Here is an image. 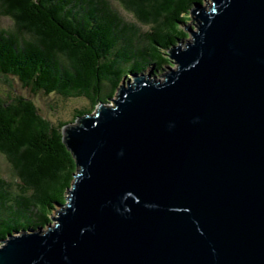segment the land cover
Listing matches in <instances>:
<instances>
[{
	"label": "water",
	"instance_id": "1",
	"mask_svg": "<svg viewBox=\"0 0 264 264\" xmlns=\"http://www.w3.org/2000/svg\"><path fill=\"white\" fill-rule=\"evenodd\" d=\"M159 76L63 128L77 172L0 264H264V0H205Z\"/></svg>",
	"mask_w": 264,
	"mask_h": 264
},
{
	"label": "trees",
	"instance_id": "2",
	"mask_svg": "<svg viewBox=\"0 0 264 264\" xmlns=\"http://www.w3.org/2000/svg\"><path fill=\"white\" fill-rule=\"evenodd\" d=\"M0 0V77L17 79L32 94L86 99L88 107L57 124L25 97L0 93V154L16 179L0 172V242L45 228L66 202L77 172L63 128L109 104L129 77L159 76L173 61L169 48L189 38L182 25L205 0Z\"/></svg>",
	"mask_w": 264,
	"mask_h": 264
},
{
	"label": "rangeland",
	"instance_id": "3",
	"mask_svg": "<svg viewBox=\"0 0 264 264\" xmlns=\"http://www.w3.org/2000/svg\"><path fill=\"white\" fill-rule=\"evenodd\" d=\"M112 3L116 9L120 11L122 16L130 21L138 24L141 26L142 30L146 31L149 28L146 26H142L141 24L137 23L135 17L125 11L123 7H121L117 2L112 0ZM188 23H193L192 27L194 26L195 31H197L195 22L188 21ZM0 27L4 29H12L13 22L8 17H0ZM190 38V36H189ZM175 68V65H173ZM147 72V74L150 73ZM131 81L134 80V77H129ZM0 93L4 95H13V96H21L27 99L34 101L40 109L41 114L43 117L48 119L49 121L57 124L59 122H68L70 121L74 115L75 111L78 109H82L83 107H88V101L86 99H77V98H70L64 99L57 94H51L48 96H44L43 94H32L29 89H26L22 86V84L15 78L11 77L10 79H4L0 77ZM113 101V100H112ZM110 102V104L112 103ZM0 172L2 176L9 181L15 182L18 181L12 172V168L5 158V156L0 154ZM55 214V213H54Z\"/></svg>",
	"mask_w": 264,
	"mask_h": 264
}]
</instances>
